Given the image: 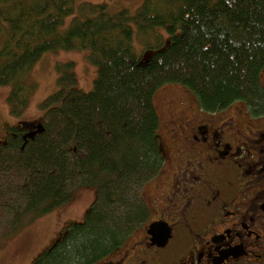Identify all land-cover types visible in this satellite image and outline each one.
Instances as JSON below:
<instances>
[{
	"label": "trees",
	"instance_id": "obj_1",
	"mask_svg": "<svg viewBox=\"0 0 264 264\" xmlns=\"http://www.w3.org/2000/svg\"><path fill=\"white\" fill-rule=\"evenodd\" d=\"M72 50L89 52L91 91L77 89L74 63L56 64L42 132L23 139L24 124L7 126L0 143V247L76 188H95L84 222L32 264H89L145 218L142 187L163 162L159 88L180 86L204 110L243 103L264 114V0H143L133 14L100 0H0V87L12 117L28 107L26 77L41 56Z\"/></svg>",
	"mask_w": 264,
	"mask_h": 264
},
{
	"label": "flooded vegetation",
	"instance_id": "obj_2",
	"mask_svg": "<svg viewBox=\"0 0 264 264\" xmlns=\"http://www.w3.org/2000/svg\"><path fill=\"white\" fill-rule=\"evenodd\" d=\"M166 86L168 159L161 148L146 183L164 176L148 202L141 194L145 218L89 264H264V114L243 103L204 110L188 90Z\"/></svg>",
	"mask_w": 264,
	"mask_h": 264
},
{
	"label": "rangeland",
	"instance_id": "obj_3",
	"mask_svg": "<svg viewBox=\"0 0 264 264\" xmlns=\"http://www.w3.org/2000/svg\"><path fill=\"white\" fill-rule=\"evenodd\" d=\"M78 5L82 2L91 0H74ZM107 4L109 13H116L121 9L128 10L133 14L142 4L143 0H100ZM70 17L66 19L61 30H65L69 25ZM150 54V52H148ZM88 51H57L48 52L41 56L33 66L26 82L34 85L29 104L24 113L14 118L9 113L6 97L9 93L8 87H0V142L5 139L7 126H34L41 121L42 111L39 105L57 90L55 71L56 64L72 62L75 65V75L77 78V89L88 93L92 89L95 79L96 68L88 60ZM260 83L264 86V68L260 72ZM172 89L171 86L159 88L154 95L153 102L160 118L158 129L159 145L165 157L168 159L167 151L170 146L167 137V127L164 122L167 96L166 90ZM240 106V103H234ZM162 172L160 173V175ZM164 175L158 176L152 182L146 183L142 187V194L147 202L153 194L154 186L158 184ZM95 188L83 186L71 192L68 202L55 209L49 214L35 219L26 227L21 229L15 236L5 239L0 247V264H32L33 261L46 249H48L60 233L70 224H81L84 222L86 212L94 203L96 195ZM139 234L136 231L135 235Z\"/></svg>",
	"mask_w": 264,
	"mask_h": 264
},
{
	"label": "water",
	"instance_id": "obj_4",
	"mask_svg": "<svg viewBox=\"0 0 264 264\" xmlns=\"http://www.w3.org/2000/svg\"><path fill=\"white\" fill-rule=\"evenodd\" d=\"M34 129H35L34 131L27 133L23 137V139H26V138H30L31 139L37 133H41L42 132V127H41L40 124L36 125L34 127ZM149 229H150L149 233H151L154 236V238H155V243H157V244L163 243L162 241H164V238H158V236H156V234H157L156 231L159 230V224H152V225L149 226Z\"/></svg>",
	"mask_w": 264,
	"mask_h": 264
}]
</instances>
